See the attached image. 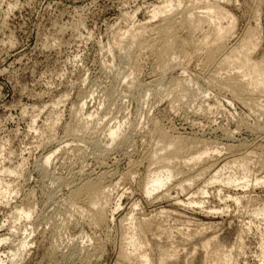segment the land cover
Instances as JSON below:
<instances>
[{
  "label": "rangeland",
  "instance_id": "rangeland-1",
  "mask_svg": "<svg viewBox=\"0 0 264 264\" xmlns=\"http://www.w3.org/2000/svg\"><path fill=\"white\" fill-rule=\"evenodd\" d=\"M213 1L0 0V176L4 168L15 171L6 176L12 195L0 193V264H118V234L135 217L151 221L154 242L179 249L176 264H210L200 249L209 238L233 250L229 264H264V184L244 187L246 176L264 179V111L242 106L210 77L217 67L205 63V50L188 46L164 70L145 45L129 57L124 50L133 34L155 43L166 16L180 17L183 8L203 12ZM226 1L219 0L230 13L222 20L231 27L224 40L229 47L249 44L247 30L255 29L259 42L251 56L264 60V0ZM206 27L195 31V42L207 37ZM179 36L186 39L187 30ZM222 68L223 76L238 71L233 63ZM154 119L174 135L218 148L224 161L202 178L207 196L195 190L185 196L175 188L185 175L171 168L174 176L162 190L186 202L145 197ZM117 126L111 142L109 129ZM56 149L43 171V156ZM245 150L248 156L236 162ZM102 169L107 215L117 210L114 220L98 223L69 197L67 183ZM229 176L238 183H226ZM29 208L30 218L15 212Z\"/></svg>",
  "mask_w": 264,
  "mask_h": 264
},
{
  "label": "bare ground",
  "instance_id": "bare-ground-1",
  "mask_svg": "<svg viewBox=\"0 0 264 264\" xmlns=\"http://www.w3.org/2000/svg\"><path fill=\"white\" fill-rule=\"evenodd\" d=\"M228 2H230V0L226 1V3ZM178 6L179 5H177V7ZM167 8L168 7L160 9L158 12L155 11L154 18L158 14L167 13ZM201 8H205V11L197 12L194 10L195 8H183L182 12H179L180 17L173 15L166 16L165 21L163 19L165 24L161 23L162 25L159 26L160 31H158V33L160 32V39L157 40V42L155 41V43L152 42L150 45L143 43V33L133 34L131 37V43L124 46L126 55L128 57L134 55L133 52L135 49L137 50L138 48L139 51V48H141V50H143L142 48L145 45L144 49L146 48V50L153 53L156 60L155 62L161 69L163 68L164 70L170 67L171 63L175 65V62L177 63L178 59L176 55L178 53L184 55V53L187 52L188 46L190 47L192 45V47H195L192 51H200L201 49L205 50V63L209 66H213V68L215 66L220 69L217 70L216 68V71L213 72L210 77L213 78L220 87L228 89L233 94V97H235L242 106L250 110L254 109L255 112L264 111V102L261 100L262 97L264 98V60L255 61L251 56L252 51H254L258 46L259 41L256 34L257 32L255 29H248L246 39L251 40L249 44H242L238 47H229L224 39L230 33L231 27L226 28L222 24V20L229 17V11L221 2H219V0L209 2L206 5L201 6ZM210 14H215L217 20L210 18ZM205 25L209 28L207 29L206 27L207 31L209 30V32L206 31L207 35H205V37H207L204 38L203 36V42L202 40L200 43H198L199 41L195 42V31ZM180 30H187L188 37L186 39L179 36ZM210 38L212 39L210 40ZM135 63L137 65L138 62ZM232 63L235 64V68L238 69V71L232 74L229 72L230 70H228L223 76L221 69L223 70L224 68L222 67L231 66ZM202 81L204 82V80ZM85 105L86 102L81 105V111L84 110ZM89 118L90 116L85 119V123L90 122V120H88ZM152 125L153 134L156 137V146L147 158L150 166H153V168L149 169L144 185L143 191L145 197L161 198L171 204L186 202V197L183 199L178 194L174 196L169 189L162 190V188L168 186L174 176V174L170 171L171 168H178L180 174L182 176L185 175L175 187H180L185 196L193 190L197 192L199 191L202 196H207L209 194L207 189L208 185L207 183H202L206 181V179L205 181L203 179L207 176V174H212L219 164L224 161V159L219 155L218 148L209 147L210 144L204 141V139L201 140L195 137L191 138L174 135L162 128L156 119L153 120ZM120 129V126L109 129V140H111V142H115L117 140L120 134ZM127 140V137L121 139V141ZM229 147L230 146H228V148ZM234 148L231 144V149ZM56 151H58V149L53 150L48 154L46 153V155L43 156L41 164L43 171L48 169ZM245 151L247 152V150ZM207 155L209 156V162L205 163L204 158ZM240 155L241 156L238 157L234 156L233 159H235L236 162H239L240 158L248 156V152L245 154L244 152H241ZM245 169L248 170V167ZM103 170L104 169H102V171L95 176L83 172L79 177H72V179H70L67 183L69 186V197L76 203H80L81 206H87L89 215L98 223L107 222L110 217L114 220L115 210H117L116 208L110 216L107 215L106 202L109 194L104 185V179L106 178L107 171ZM14 172L15 171L12 168H4L2 170L3 175L0 176V187L2 191L0 193L5 198H9L13 193V186L11 185L13 183L8 181L6 176H10ZM261 178L255 176L254 178L249 179L248 176H246V184L244 187L249 186L250 183L253 185H255V183L257 185L259 183L264 184V179L261 182ZM238 179L239 178H232L229 176L226 183L233 185L236 182L238 183ZM186 182H190V184H186ZM252 184L251 186H253ZM240 200L241 198L236 197L237 203ZM117 206H120V204H117ZM15 212L19 216H23V214H25L26 218H30L33 210L29 208L26 211L25 209H21L16 210ZM152 230L153 225L149 219L135 217L131 222L128 231L118 234L120 236H118L119 241L117 242L115 239V242L118 244V255H116L118 257L117 263L176 264L175 261L179 263L177 260L180 256V251H178L179 249L171 251L167 248V246L161 245L159 242H154V239L150 238ZM197 234H199V232L196 231L186 236L188 240L189 238L192 240L194 235L197 236ZM182 237L185 239L184 236ZM3 241L5 240L0 239V244H2ZM114 245L116 248V243H114ZM200 249L204 252L206 259H210V264H229L233 261V250L227 249L215 238L207 239L201 244ZM16 257L17 255L13 257L12 263L15 262Z\"/></svg>",
  "mask_w": 264,
  "mask_h": 264
}]
</instances>
